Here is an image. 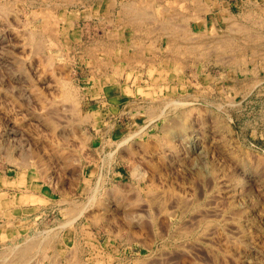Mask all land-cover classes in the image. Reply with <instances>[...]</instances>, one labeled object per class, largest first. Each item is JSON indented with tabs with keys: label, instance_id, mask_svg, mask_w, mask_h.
I'll return each mask as SVG.
<instances>
[{
	"label": "rangeland",
	"instance_id": "1",
	"mask_svg": "<svg viewBox=\"0 0 264 264\" xmlns=\"http://www.w3.org/2000/svg\"><path fill=\"white\" fill-rule=\"evenodd\" d=\"M239 1L0 0V264L34 238L11 264H264V6Z\"/></svg>",
	"mask_w": 264,
	"mask_h": 264
},
{
	"label": "bare ground",
	"instance_id": "2",
	"mask_svg": "<svg viewBox=\"0 0 264 264\" xmlns=\"http://www.w3.org/2000/svg\"><path fill=\"white\" fill-rule=\"evenodd\" d=\"M32 1H33V0H32ZM55 1H56V0H55ZM67 1H69V0H67ZM70 1H71V0H70ZM143 2H144V1H143ZM197 2H198V1H197ZM74 3H75V2H74ZM126 3H127V2H126ZM128 3H129V2H128ZM131 3H132V2H131ZM38 4H39V3H38ZM133 4H134V3H133ZM135 4H136V3H135ZM148 4H149V3H148ZM150 4H151V2H150ZM178 4H179V3H178ZM131 5H132V4H131ZM140 5H141V3H140ZM125 6H126V5H125ZM128 6H129V4H128ZM133 6H135V5H132V7H133ZM137 6H139V5H137ZM142 6H144V5H142ZM145 6H146V5H145ZM148 6H149V5H148ZM130 7H131V6H130ZM180 7H181V6H180ZM185 7H186V6H185ZM122 8H123V7H122ZM133 8H134V7H133ZM133 8H130V10H127V9H129V8L127 7V8H126V12H127V11H130V12H128V13H133L132 11L137 10V9H136L137 7H136L135 9H133ZM140 8H141V6H140ZM142 8H143V7H142ZM150 8H151V7H150ZM144 9H145V8H144ZM184 9H185V8H184ZM138 10H139V7H138ZM138 10H137V11H138ZM148 10H149V9H148ZM122 11H123V10H122ZM137 11H136V12H137ZM141 11L144 12V10H139V12H141ZM134 12H135V11H134ZM136 12H135V13H136ZM139 12H138V13H139ZM149 12H150V11H149ZM179 13H180V11H179ZM184 13H185V12H184ZM124 14H125V11H124ZM133 14H134V13H133ZM140 14L143 15V13H140ZM144 14H145V13H144ZM149 14H151V13H149ZM181 14H183V13H181ZM49 15H50V14H49ZM64 15H65V14H64ZM125 15L127 16V14H125ZM141 15H139L138 17H140ZM183 15H184V14H183ZM189 15H190V14H189ZM128 16H129V15H128ZM132 16H133V15H132ZM136 16H137V15H135L134 17H136ZM146 16H147V15H146ZM146 16H145V17H146ZM150 16H151V15H150ZM173 16H174V15H173ZM186 16L188 17V15H186ZM186 16H185V17H186ZM191 16H192V15H191ZM69 17H70V16H69ZM138 17H137V18H138ZM151 17H152V16H151ZM153 17H154V16H153ZM195 17H196V16H195ZM198 17H199V15H198ZM200 17H201V16H200ZM58 18H59V17H58ZM130 18H131V14H130ZM146 18H147V17H146ZM172 18H173V17H172ZM174 18H175V16H174ZM190 18H193V17H190ZM128 19H129V18H128ZM132 19H133V18H132ZM132 19H131V20H132ZM143 19H144V17H143V18H139L138 20H141V21H142ZM149 19H150V17H149ZM149 19H148V21L150 22ZM152 19H153V18H152ZM152 19H151V20H152ZM176 19H177V17H176ZM182 19H183V18H182ZM197 19H198V18H197ZM231 19H232V18H231ZM129 20H130V19H129ZM131 20H130V21H131ZM56 21H57V20H56ZM120 21H121V20H120ZM125 21H126V20H125ZM141 21H140V22H141ZM163 21H164V20H163ZM167 21H168V19H167ZM68 22H70V21H68ZM121 22H122V21H121ZM126 22H127V21H126ZM137 22H138V21H137ZM140 22H139V23H140ZM142 22H143V21H142ZM142 22H141L140 24H143ZM164 22H165V21H164ZM182 22H183V21H182ZM187 22H188V21H187ZM132 23H133V22H132ZM134 23H135V22H134ZM165 23H166V22H165ZM170 23H171V22H169V24H170ZM120 24H121V23H120ZM149 24H150V23H149ZM183 24H184V23H183ZM130 25H131V24H130ZM132 25H133V24H132ZM132 25H131V26H132ZM144 25H145V23H144ZM164 25H165V24H164ZM135 26H136V24H135ZM141 26H142V25H141ZM172 26H174V25H172ZM172 26H171V27H172ZM175 26H176V25H175ZM240 26H241V25H240ZM133 27H134V26H133ZM133 27H132V28H133ZM142 27H143V26H142ZM168 27H169V26H168ZM176 27H177V30H178V26H176ZM236 27H237V26H236ZM157 28H158V27H157ZM162 28H163V26H162L160 29H162ZM165 28L167 29V27H165ZM152 29H153V28H152ZM166 29H165V30H166ZM173 29H174V28H173ZM230 29L232 30V28H230ZM245 29H246V28H245ZM103 30H104V29H103ZM148 30H150V28H148ZM168 30H170V27L168 28ZM168 30H167V31H168ZM175 30H176V29H175ZM175 30H174V31H175ZM182 30H183V28H182ZM242 30H243V29H242ZM151 31H152V30H151ZM170 31H171V30H170ZM213 31H214V30H213ZM235 31H236V30H235ZM163 32H164V30H163ZM165 32H166V31H165ZM180 32H181V29H180ZM244 32H245V31H244ZM55 33H56V31H55ZM161 33H162V32H161ZM161 33H160V35H161ZM174 33H175V32H174ZM185 33H186V32H185ZM157 34H158V33H157ZM171 34H173L172 31H171ZM175 34H176V33H175ZM187 34H188V33H187ZM167 35H168V32H167ZM169 35H170V32H169ZM177 35H179V34H178V33L176 34V37L178 38ZM189 35H190V34H189ZM221 35H222V34H221ZM141 36H142V35H141ZM145 36H146V35H145ZM201 36H202V35H201ZM254 36H255V35H254ZM170 37L172 38V36H170ZM174 37H175V35H174ZM174 37H173V38H174ZM189 37H190V36H189ZM33 38H34V37H33ZM173 38H172V40H173ZM177 38H176V39H177ZM186 38H188V37L186 36ZM195 38H197V37H195ZM225 38H227V37H225ZM163 39H164V38H163ZM183 39H184V38H182V40H183ZM212 39H213V38H212ZM255 39H256V38H255ZM132 40H133V39H132ZM174 40H175V39H174ZM174 40H173L172 42L177 41V40H175V41H174ZM184 40H185V39H184ZM191 40H192V39H191ZM223 40H224V39H223ZM192 41H193V40H192ZM170 42H171V41H170ZM152 43H153V42H152ZM176 43H177V42H176ZM183 43L185 44V42H183ZM183 43H179V45H181V44L183 45ZM190 43H191V42H190ZM200 43H201V42H200ZM222 43H223V42H222ZM154 44H155V43H154ZM172 44H173V43H172ZM223 44H224V43H223ZM102 45H103V44H102ZM176 45H178V43H177ZM179 45H178V46H179ZM190 45H191V44H190ZM192 45H193V44H192ZM110 46H111V45H110ZM188 46H189V44H188ZM179 47H180V46H179ZM181 47H182V46H181ZM193 47H195V46H193ZM196 47H197V46H196ZM35 48H36V47H35ZM35 48H34V49H35ZM100 48H101V47H100ZM112 48H113L112 46H111V48L109 47V49H112ZM175 48H176V47H175ZM177 48H178V47H177ZM186 48H187V47H186ZM186 48H185V49H186ZM188 48H190V47H188ZM197 48H198V47H197ZM41 49H42V48H41ZM109 49L107 48V50H109ZM113 49H114V48H113ZM136 49H137V48H136ZM86 50H87V49H86ZM167 50H168V49H167ZM178 50H179V49H178ZM96 51H97V50H96ZM111 51H112V50H111ZM111 51H110V52H111ZM141 51H142V50H141ZM188 51H189V50H188ZM194 51H195V50H194ZM261 52H262V51H261ZM154 56H155V55H154ZM182 56H183V55H182ZM169 57H170V56H169ZM152 58H153V57H152ZM131 59H132V58H131ZM148 60H149V59H148ZM96 62H97V61H96ZM102 62H103V61H102ZM104 63H105V62H104ZM63 97H64V96H63ZM161 105H162V104H161ZM158 108H159V106H158ZM153 112H154V111H153ZM148 114H149V113H148ZM166 114H167V113H166ZM154 115H155V114H154ZM149 116H150V115H149ZM53 125H54V124H53ZM172 129H173V127H172ZM154 188H155V187H154ZM152 192H153V191H151V193H152ZM149 193H150V192H149ZM78 206H79V205H78ZM81 208H82V207H81ZM78 209H79V208H78ZM83 209H84V208H83ZM203 211H204V210H203ZM79 212H80V211H79ZM81 212H82V211H81ZM207 212H208V211H207ZM207 212H206V213H207ZM77 214H78V212H77ZM214 214H215V213H214ZM79 215H81V214H79ZM77 216H78V215H77ZM77 216H75L74 219H75ZM209 216H210V215H209ZM68 217H69V216H68ZM200 217H201V215H200ZM207 217H208V216H207ZM69 218H70V217H69ZM74 219H73V220H74ZM66 222H67V221H66ZM47 232H48V231H47ZM35 233H36V232H35ZM48 233H49V232H48ZM35 235H36V234H35ZM41 236H42V235H41ZM36 237H37V236H36ZM48 237H49V235H48ZM38 238H39V237H38ZM52 238H53V237H52ZM56 238H57V237H56ZM34 239H35V238H34ZM34 239H31V240H29V242H26V243H28V244H26V246L21 247V248L17 247L18 249H15V251L13 250L14 252H16V253H15V257H16V258L14 257V255L12 256V254H10V255H11V256H10V257H11V260H12L13 258H15L16 260H20V261H18V262H21V261L23 260L24 263H26L27 261H29V260H30L29 258H31V255L28 256V255H29V252H30V249L33 248V247H37V246H35V244H34V246H33V242H35V241H33ZM46 239H47V237H46ZM48 239H49V238H48ZM24 240H25V239H24ZM35 240H36V239H35ZM48 241H49V240H48ZM37 242H38V241L36 240V244H37ZM46 242H47V241H46ZM39 243H40V242H39ZM39 243H38V244H39ZM43 243H45V242H43ZM39 245H40V244H39ZM39 245H38V246H39ZM41 245H43V244L41 243ZM32 246H33V247H32ZM37 248H38V247H37ZM37 248H35V249H37ZM42 249H43V248H42ZM9 250H11V249H9ZM45 250H46V249H45ZM11 251H12V250H11ZM35 251H36V250H35ZM42 251H43V250H42ZM5 252H6V251H5ZM6 253H7V252H6ZM11 253H12V252H11ZM32 253H33V252H32ZM34 254H35V253H34ZM46 254H47V253H46ZM5 255H6V254H5ZM32 255H33V254H32ZM42 256H43V255H42ZM27 257H29V258L26 259ZM0 258H1V257H0ZM6 258H9V257L6 256ZM25 259L27 260L26 262H25ZM8 260H9V259H8ZM16 260L13 261V262H11V263L16 262ZM1 261H2V260H1ZM23 261H22V262H23ZM4 262H5V261H4ZM9 262H10V261H9ZM9 262H6V263L8 264ZM22 262H21V263H22ZM29 262H30V261H29ZM11 263H9V264H11ZM24 263H23V264H24ZM19 264H20V263H19ZM28 264H29V263H28Z\"/></svg>",
	"mask_w": 264,
	"mask_h": 264
},
{
	"label": "crops",
	"instance_id": "3",
	"mask_svg": "<svg viewBox=\"0 0 264 264\" xmlns=\"http://www.w3.org/2000/svg\"><path fill=\"white\" fill-rule=\"evenodd\" d=\"M238 3H242L245 6L246 3H247V0H240ZM255 3L258 4L260 7H263L264 6V0H260V1L257 0Z\"/></svg>",
	"mask_w": 264,
	"mask_h": 264
}]
</instances>
